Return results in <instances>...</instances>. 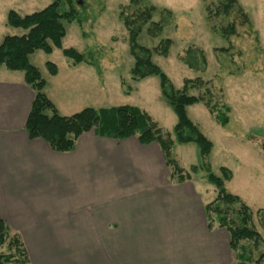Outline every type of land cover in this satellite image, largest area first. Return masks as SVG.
<instances>
[{"label": "crops", "instance_id": "1", "mask_svg": "<svg viewBox=\"0 0 264 264\" xmlns=\"http://www.w3.org/2000/svg\"><path fill=\"white\" fill-rule=\"evenodd\" d=\"M82 64L68 62L63 71L55 64L57 73H48L70 76L75 100L92 89L94 69L85 74ZM1 68L0 219L29 264H228L227 232L207 227L211 189L203 187L202 196L192 176L171 180L156 142L87 131L73 150L57 152L30 139L24 124L34 92L23 73ZM45 82L60 115L85 108L56 100Z\"/></svg>", "mask_w": 264, "mask_h": 264}, {"label": "rangeland", "instance_id": "2", "mask_svg": "<svg viewBox=\"0 0 264 264\" xmlns=\"http://www.w3.org/2000/svg\"><path fill=\"white\" fill-rule=\"evenodd\" d=\"M50 2L0 0V42L3 36L22 33L21 29L6 24L9 10L24 15L38 11ZM149 2L157 9H169L172 22L163 28L158 37L142 32L137 40L153 48L161 38L171 39L168 56L153 54L152 59L168 75L173 85L179 88L184 78L199 76L209 81L214 91L218 92L216 95L220 93L221 100L229 105V122L225 126L218 124L202 103L189 105L186 110L188 117L212 143L207 158L212 172L219 175L220 167L232 171L233 176L225 183V188L250 207L255 227L264 239V226L256 213L257 209H264V0H238L257 31L258 40L254 33L249 34L243 25H238L237 34L231 36L229 41L210 28L202 0ZM127 3L128 0H79L78 8L84 11L86 17L84 35L75 22L65 23L66 35L62 39V46L72 47L79 52L90 50L98 63L97 66L85 63L81 66L85 74L87 68L94 69L90 83L92 89L87 96L73 99V92L68 89L70 85L66 81L70 76L61 74L60 78L55 79L48 74L47 61L58 65L61 71L68 67L69 60L61 54L60 49L55 48L49 54L37 50L30 55V62L47 80L49 92L56 100H72L79 106L95 108L134 105L147 112L162 131H170L176 116L160 96L158 77L148 76L140 81L130 79L129 70L133 60L128 53L126 31L119 20L120 7ZM152 16L158 19V11ZM191 44L205 51L208 65L204 72H195L176 59V54ZM220 48H228V52L217 50ZM1 70L6 71L5 68ZM93 87L98 89L94 90ZM174 154L176 162L184 169L197 162L194 144H175ZM190 182L202 196L203 187L211 189L214 196L215 190L206 181L204 171L199 170L192 175ZM222 233L227 237L224 231ZM261 246L260 251H263L264 244ZM226 249L228 264H233L235 254L228 247ZM0 250L6 252V247L2 246Z\"/></svg>", "mask_w": 264, "mask_h": 264}, {"label": "trees", "instance_id": "3", "mask_svg": "<svg viewBox=\"0 0 264 264\" xmlns=\"http://www.w3.org/2000/svg\"><path fill=\"white\" fill-rule=\"evenodd\" d=\"M78 1L51 0L38 11L20 15L11 9L6 14V24L21 29L22 33L6 35L1 39L0 67L22 72L24 82L34 92L24 124L29 138L42 139L57 152L73 150L77 138L87 131H93L99 137L118 140L134 136L143 145L156 142L170 169L171 180L183 182L199 170L204 171L206 181L216 192L215 197L204 205L207 227L225 229L229 249L235 254L233 264H264V250L260 251L264 239L255 227L250 207L225 188V183L233 176L232 171L220 167L219 175L212 172L207 161L212 143L188 117L186 110L189 105L202 103L217 123L225 126L229 122V105L221 100L220 93L216 95L218 92L214 91L209 81L199 76L184 78L179 88L173 85L168 75L152 59L153 54L168 56L171 39L161 38L153 48L137 40L142 32L158 37L163 28L172 22L169 9H157L149 0H128L126 5L120 7L119 20L126 31L128 53L133 60L129 70L130 79L140 81L148 76L158 77L160 96L176 116L170 131H162L147 112L134 105L89 106L68 116L59 114L44 92L45 79L39 69L31 64L29 57L37 50L49 54L57 48L71 65L86 63L97 66L90 50L79 52L72 47L62 46V39L66 35L65 23L75 22L84 35L86 17L84 11L78 8ZM202 4L205 19L218 36L229 41L231 36L237 34L238 25H243L245 31L254 33L258 40L257 31L238 0H202ZM156 11L159 17L153 19ZM217 50L228 52V48ZM176 59L195 72H204L208 65L205 51L194 44L187 45L176 54ZM45 66L50 75L57 73L54 63L47 61ZM175 144H194L197 162L188 169L180 167L175 159ZM256 213L264 226V209L259 208ZM2 246L6 247V252L0 250V264H29L21 241L15 235H10L7 224L0 219V248Z\"/></svg>", "mask_w": 264, "mask_h": 264}, {"label": "water", "instance_id": "4", "mask_svg": "<svg viewBox=\"0 0 264 264\" xmlns=\"http://www.w3.org/2000/svg\"><path fill=\"white\" fill-rule=\"evenodd\" d=\"M262 149H263V151H264V143H263V145H262Z\"/></svg>", "mask_w": 264, "mask_h": 264}]
</instances>
